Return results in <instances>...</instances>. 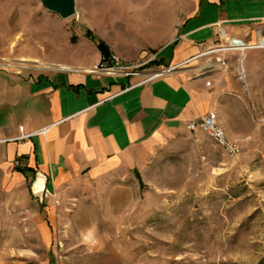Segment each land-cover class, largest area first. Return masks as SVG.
<instances>
[{
  "label": "crops",
  "instance_id": "0c3cea01",
  "mask_svg": "<svg viewBox=\"0 0 264 264\" xmlns=\"http://www.w3.org/2000/svg\"><path fill=\"white\" fill-rule=\"evenodd\" d=\"M191 4L149 52L109 46L125 65L146 66L123 76L89 72L103 59L99 49L88 39L71 46L59 16L37 0H0V264H14L26 244L48 246L80 185L128 177L168 139L208 135L188 126L209 112L239 145L256 137L264 0ZM231 39L253 47L219 49ZM21 127L33 135L20 138ZM110 195L121 202L130 188L117 184Z\"/></svg>",
  "mask_w": 264,
  "mask_h": 264
},
{
  "label": "rangeland",
  "instance_id": "374dc122",
  "mask_svg": "<svg viewBox=\"0 0 264 264\" xmlns=\"http://www.w3.org/2000/svg\"><path fill=\"white\" fill-rule=\"evenodd\" d=\"M76 5L75 16L57 17L55 24L64 26L65 40L76 38L74 48L91 41L89 30L108 47L149 52L169 40L192 4L76 0ZM109 54L117 55L111 47ZM255 132L244 145L229 139L242 148L235 158L205 133L180 136L122 180L80 185L60 212L62 224L50 227L52 242L26 244L14 264H264V110H256ZM117 184L130 188L121 202L111 200Z\"/></svg>",
  "mask_w": 264,
  "mask_h": 264
},
{
  "label": "built area",
  "instance_id": "2783aa9c",
  "mask_svg": "<svg viewBox=\"0 0 264 264\" xmlns=\"http://www.w3.org/2000/svg\"><path fill=\"white\" fill-rule=\"evenodd\" d=\"M253 46L246 44L245 42L238 39H231L226 46H222L220 50H246L252 48ZM255 47V46H254ZM138 66H128L115 54H111L107 60H100L97 64L93 65L89 70L91 73H101L106 75H140V70ZM169 71V70H168ZM160 73H155L151 75L150 78L146 79L149 81L155 77L161 75ZM242 76V74H240ZM197 127L204 130L209 137L220 146L230 158H235L242 152L241 146L230 141L222 126L219 124L217 115L214 112H209L207 115L203 116L198 123L192 122L189 124L188 128L190 130H195ZM22 135L20 138H25L33 135V133L26 134L24 128L21 127ZM46 129H42L37 134L45 135Z\"/></svg>",
  "mask_w": 264,
  "mask_h": 264
},
{
  "label": "water",
  "instance_id": "95a60500",
  "mask_svg": "<svg viewBox=\"0 0 264 264\" xmlns=\"http://www.w3.org/2000/svg\"><path fill=\"white\" fill-rule=\"evenodd\" d=\"M43 9L58 15L62 19H69L76 15V0H39Z\"/></svg>",
  "mask_w": 264,
  "mask_h": 264
},
{
  "label": "trees",
  "instance_id": "16d2710c",
  "mask_svg": "<svg viewBox=\"0 0 264 264\" xmlns=\"http://www.w3.org/2000/svg\"><path fill=\"white\" fill-rule=\"evenodd\" d=\"M86 36L92 41L94 42L95 44H97L98 46V49L100 50L101 54L103 55V59L104 60H107L109 58V47L104 43V42H101L99 40H97V38L93 35V33L89 30H87L86 32ZM76 42V38L73 37L72 38V43H75ZM139 179V175L137 176Z\"/></svg>",
  "mask_w": 264,
  "mask_h": 264
}]
</instances>
